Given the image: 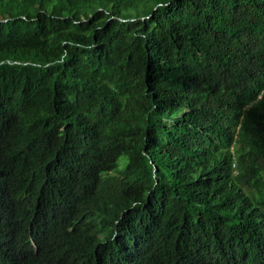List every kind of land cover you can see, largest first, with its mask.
<instances>
[{
  "label": "trees",
  "instance_id": "trees-1",
  "mask_svg": "<svg viewBox=\"0 0 264 264\" xmlns=\"http://www.w3.org/2000/svg\"><path fill=\"white\" fill-rule=\"evenodd\" d=\"M0 264H264V0H0Z\"/></svg>",
  "mask_w": 264,
  "mask_h": 264
}]
</instances>
